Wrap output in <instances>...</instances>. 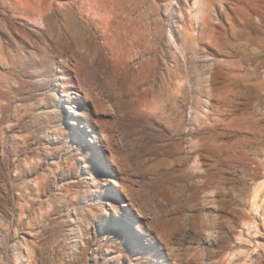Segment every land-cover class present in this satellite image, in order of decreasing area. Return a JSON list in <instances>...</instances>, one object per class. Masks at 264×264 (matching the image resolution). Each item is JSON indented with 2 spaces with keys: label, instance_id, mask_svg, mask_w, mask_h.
I'll list each match as a JSON object with an SVG mask.
<instances>
[{
  "label": "rangeland",
  "instance_id": "rangeland-1",
  "mask_svg": "<svg viewBox=\"0 0 264 264\" xmlns=\"http://www.w3.org/2000/svg\"><path fill=\"white\" fill-rule=\"evenodd\" d=\"M259 254L264 0H0V264Z\"/></svg>",
  "mask_w": 264,
  "mask_h": 264
},
{
  "label": "bare ground",
  "instance_id": "bare-ground-1",
  "mask_svg": "<svg viewBox=\"0 0 264 264\" xmlns=\"http://www.w3.org/2000/svg\"><path fill=\"white\" fill-rule=\"evenodd\" d=\"M121 1V0H120ZM132 1V0H131ZM134 1V0H133ZM122 3V2H121ZM135 6V5H134ZM137 6V5H136ZM138 8V7H137ZM131 11H129V13H130ZM125 13V12H124ZM123 13V14H124ZM140 13V12H139ZM133 15V14H132ZM127 16V15H126ZM129 21V20H128ZM131 21H133V19L131 20ZM54 95H56V96H58L59 94L57 93V92H54ZM72 113H74L75 115L77 114V112H75L74 110H72ZM71 113V114H72ZM74 122V125L75 124H84L83 122H80L79 120H75V121H73ZM91 140H93L94 141V139L92 138V139H90V141ZM101 155V157L99 158L100 159V162H101V165L102 166H104L105 167V170L106 171H108V172H111L112 171V168H111V165L108 163V161L105 159V156H104V154H100ZM124 207L126 208V207H128V204L127 203H125L124 204ZM119 216H121V217H123L124 218V216H123V213L122 214H119ZM128 225H130V224H128ZM259 261H260V264H264V262L262 261L263 260V258H264V254H259ZM259 263V262H258Z\"/></svg>",
  "mask_w": 264,
  "mask_h": 264
}]
</instances>
